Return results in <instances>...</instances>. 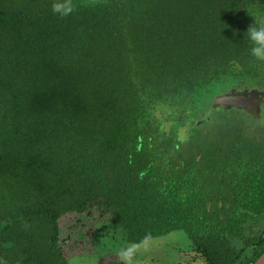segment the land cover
Wrapping results in <instances>:
<instances>
[{
    "label": "trees",
    "instance_id": "1",
    "mask_svg": "<svg viewBox=\"0 0 264 264\" xmlns=\"http://www.w3.org/2000/svg\"><path fill=\"white\" fill-rule=\"evenodd\" d=\"M51 3L0 0V264H69L98 235L121 258L176 229L181 264H252L264 104L210 100L264 91L245 32L264 0H76L64 19Z\"/></svg>",
    "mask_w": 264,
    "mask_h": 264
},
{
    "label": "rangeland",
    "instance_id": "2",
    "mask_svg": "<svg viewBox=\"0 0 264 264\" xmlns=\"http://www.w3.org/2000/svg\"><path fill=\"white\" fill-rule=\"evenodd\" d=\"M93 1L94 0H92V2ZM215 87L216 84H213L211 88L213 89ZM217 92L218 91H216V93ZM189 121L191 122V120ZM185 122L186 121H183V125H181L180 128L184 127L185 125L187 128L189 127V125ZM182 137H184V134ZM75 224L76 222L72 221L70 223V226L74 227ZM66 230L67 232L63 238H65L67 235V241H69L70 239H72V230L69 231L68 226L66 227ZM188 245L189 241L187 240L184 231L181 229H176L157 237L145 239L143 241H140L139 243L127 244L122 250H129L127 252V256L131 258L132 264H178V262H180L181 258L183 257L181 256V254L176 253L183 254V249H186ZM62 246H64V244H62ZM80 246L81 247L78 249H74L73 247V250L76 252L79 251V249H82V244H80ZM92 247L94 249L92 250L93 252H91L90 255L78 256L76 258L69 257L68 263L97 264L98 260L101 259V257L99 256L108 255L107 257L112 260L110 261V264H123V261L121 260V258H119V253L116 251V249L120 248V245L110 237L98 235V237L95 239L94 244H92ZM178 250H180L181 252H178ZM253 263L254 261L252 262V264ZM192 264L201 263L195 261Z\"/></svg>",
    "mask_w": 264,
    "mask_h": 264
},
{
    "label": "clouds",
    "instance_id": "3",
    "mask_svg": "<svg viewBox=\"0 0 264 264\" xmlns=\"http://www.w3.org/2000/svg\"><path fill=\"white\" fill-rule=\"evenodd\" d=\"M77 7L78 5L76 3V0H52V3H51L52 13L62 19L71 17L73 14H75ZM245 32L247 34V39L251 44V49H250L251 56L255 58V60L257 61L264 62V21L254 20L252 23L248 25ZM229 89H234V88H229ZM242 89H246V88H242ZM227 90H224V92H226ZM235 90H241V89H235ZM220 93H223V92H220ZM220 93H217V94H220ZM261 105H260V111H261ZM231 108H234V107H231ZM260 111H259V117H260ZM207 114L208 113H206L204 117ZM259 117L258 118L253 117V118L259 119ZM128 251H129L128 249H124L120 253V257H121V260L123 261V264H132L131 258L127 256Z\"/></svg>",
    "mask_w": 264,
    "mask_h": 264
},
{
    "label": "water",
    "instance_id": "4",
    "mask_svg": "<svg viewBox=\"0 0 264 264\" xmlns=\"http://www.w3.org/2000/svg\"><path fill=\"white\" fill-rule=\"evenodd\" d=\"M261 104H264V91L252 89H229L226 92L213 96L210 101V107L212 108L221 107L228 109L234 107L248 113L254 118L259 117ZM253 264H264V251L256 258Z\"/></svg>",
    "mask_w": 264,
    "mask_h": 264
},
{
    "label": "flooded vegetation",
    "instance_id": "5",
    "mask_svg": "<svg viewBox=\"0 0 264 264\" xmlns=\"http://www.w3.org/2000/svg\"><path fill=\"white\" fill-rule=\"evenodd\" d=\"M224 92V91H223Z\"/></svg>",
    "mask_w": 264,
    "mask_h": 264
}]
</instances>
